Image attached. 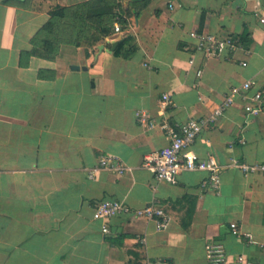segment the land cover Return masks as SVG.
Returning <instances> with one entry per match:
<instances>
[{"label": "crops", "instance_id": "crops-1", "mask_svg": "<svg viewBox=\"0 0 264 264\" xmlns=\"http://www.w3.org/2000/svg\"><path fill=\"white\" fill-rule=\"evenodd\" d=\"M84 1L0 0V264H206L213 241L229 257L264 264V173L227 167L235 158L264 162V111L247 118L236 98L190 146L223 167L217 189L204 171L167 183L143 165L167 143L163 120L208 116L247 79L264 88V0H118L119 32L88 48L61 43L52 59L30 53L55 6ZM203 35L238 46L206 56L197 50ZM163 93L172 101L165 106ZM137 111L153 125L139 123ZM102 154L130 169L89 178ZM101 199L133 209L153 202L170 219L158 228L120 214L103 232L92 217Z\"/></svg>", "mask_w": 264, "mask_h": 264}, {"label": "built area", "instance_id": "built-area-1", "mask_svg": "<svg viewBox=\"0 0 264 264\" xmlns=\"http://www.w3.org/2000/svg\"><path fill=\"white\" fill-rule=\"evenodd\" d=\"M118 12V11H117ZM119 13V12H118ZM264 22V17L260 19ZM113 31H120L118 19L114 22ZM238 46V40L233 37L218 39L213 35H203L197 45V50L206 56L220 54L224 50H234ZM200 71H197L199 74ZM255 82L247 79L240 85L230 88L228 94L224 96L222 102L216 106L208 116L187 118L181 122L169 123L163 120L160 128L165 134L167 143L157 152L146 157L144 166H149L153 170L154 179L158 182L174 183L177 175L181 171H204L208 173L206 183L212 189L219 188V171L223 168L212 155L206 157L198 156L190 146L193 144L200 132L224 114L225 109L234 103L236 98L240 99L243 105L245 116H251L264 111V88L254 89ZM168 93L161 94V104L165 106L171 103ZM136 120L144 125H153L145 111L136 112ZM239 142L244 143L243 138ZM227 167L235 168L243 172L264 173V162L246 163L238 159H233ZM110 169L118 173H123L130 169L129 166L120 161L115 155L102 154L97 163L88 169L87 174L92 178L99 169ZM120 214H131L136 217L153 219L158 228H164L170 216L160 206L151 202L141 208H131L125 202L117 199H101L93 213V219L103 221L102 231L108 232L106 223L113 217ZM232 233L240 235L237 226H232ZM206 264H260V262L248 259L243 254H235L229 257L225 245L221 241L208 242L205 245ZM137 264H170L166 261H155L149 258L140 260Z\"/></svg>", "mask_w": 264, "mask_h": 264}, {"label": "trees", "instance_id": "trees-1", "mask_svg": "<svg viewBox=\"0 0 264 264\" xmlns=\"http://www.w3.org/2000/svg\"><path fill=\"white\" fill-rule=\"evenodd\" d=\"M2 1L10 3L13 0ZM118 6V0H87L70 6H55L50 11V19L32 38L30 53L52 59L61 43L93 47L113 32L116 19L120 28L125 23L124 17L116 11ZM128 39L118 44L115 55L120 54Z\"/></svg>", "mask_w": 264, "mask_h": 264}, {"label": "water", "instance_id": "water-1", "mask_svg": "<svg viewBox=\"0 0 264 264\" xmlns=\"http://www.w3.org/2000/svg\"><path fill=\"white\" fill-rule=\"evenodd\" d=\"M132 1H138V0H132ZM120 40H123V38L120 39ZM120 40H114V41H112V49H114V48L116 47L118 41H120ZM102 47H103L102 44H99V45H98V49H99V50H101ZM70 67H71L72 69H78V68H79V66H77V65H71ZM83 68H84V67H83Z\"/></svg>", "mask_w": 264, "mask_h": 264}]
</instances>
